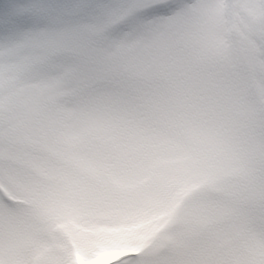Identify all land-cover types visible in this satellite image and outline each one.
<instances>
[{
  "label": "rangeland",
  "instance_id": "obj_1",
  "mask_svg": "<svg viewBox=\"0 0 264 264\" xmlns=\"http://www.w3.org/2000/svg\"><path fill=\"white\" fill-rule=\"evenodd\" d=\"M164 1L0 0V264H156V238L174 245L170 264H232L261 245L262 221L230 245L241 253L199 248L204 234L186 225L224 203L190 135L234 148L241 131L254 142L248 127L264 139L250 93L264 110V0H173L161 16L176 4ZM200 100L212 113L191 118ZM150 141L172 182L121 174L156 160ZM119 195L128 207L115 211ZM152 227L137 252L113 249Z\"/></svg>",
  "mask_w": 264,
  "mask_h": 264
},
{
  "label": "trees",
  "instance_id": "obj_2",
  "mask_svg": "<svg viewBox=\"0 0 264 264\" xmlns=\"http://www.w3.org/2000/svg\"><path fill=\"white\" fill-rule=\"evenodd\" d=\"M214 146H215L214 144H211L209 146L208 154H206L207 156L205 158V162L203 160L202 161L206 164L204 168L208 169L209 171H214L213 179H217L220 175H223L224 172H226V170L231 166L233 161L224 159L221 162V164L218 165L216 162L217 160L215 159L214 156H212L214 152L218 151V149ZM201 148L205 153L206 146L202 145ZM226 149H228V146L226 147ZM236 156H241V154L237 153ZM168 169L169 168H166L165 179L167 181L172 182L169 177L170 171ZM184 177L185 174H183L182 172L177 173L173 186L177 185L178 183H181L184 180ZM256 179L257 178H255V181ZM257 186H259V184ZM211 196H213L212 197L213 200L215 197L214 192L211 193ZM225 197L226 196H222L221 194L219 195V199L222 198L223 201H225ZM121 199L122 200L118 199V201L116 202V209H119L125 204L124 201L125 199L122 197ZM262 201L264 202V183H261V190L258 193L253 194L252 191H247L241 197L238 198L231 197V199L224 202V204L219 203L217 205L211 206V208L209 209L211 210L212 214L216 218H222L221 220H215L212 222L206 221L205 217L203 216L204 209H201L199 213V218L197 220L198 223H190L186 225L187 229L192 228L194 234L197 233L204 234V236L202 235L201 237H198V240L200 244L199 248H203V250L206 249L205 251L214 249L215 246L212 245L213 243H223L225 245L223 247L216 248V250H222V252L225 253L228 252V250L234 248L241 253V249L244 246L236 248L230 245H232V243H234L235 241H239V239L242 237L243 232L249 229L252 226V224L259 223L262 221L260 227V233H264V205H261ZM254 214H256V218L254 220H247L251 218ZM152 233H156L155 230H150L149 233L145 234L144 236L134 235L125 238L123 240L115 242L114 243L115 247L112 248L114 250L119 251L121 247L128 244L130 246L131 251H137L138 248L142 245V239H144L145 237L152 236ZM205 234H210L211 236L210 235L205 236ZM160 239L161 238H156L152 241L153 245L155 244L160 245V251L163 252L162 255L158 256L155 262L156 264H170L172 262V257L174 255L173 250L175 249V247L174 245L173 246L170 245L169 241L163 243L164 242L163 240L165 239H162L161 241ZM255 241L260 242L258 236L255 238ZM241 243L246 245L244 242ZM174 244H176V247L180 248V245H183L184 242L182 241L179 243V240L176 239L174 241ZM209 244L211 245V247L208 246ZM256 249L252 256L248 255L243 258L245 261H238V263H232V264H264L263 238L261 239V245ZM156 254H159V251L156 250ZM176 254H178V252H176Z\"/></svg>",
  "mask_w": 264,
  "mask_h": 264
}]
</instances>
